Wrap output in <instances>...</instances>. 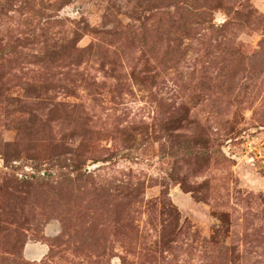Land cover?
<instances>
[{
	"label": "rangeland",
	"instance_id": "rangeland-1",
	"mask_svg": "<svg viewBox=\"0 0 264 264\" xmlns=\"http://www.w3.org/2000/svg\"><path fill=\"white\" fill-rule=\"evenodd\" d=\"M0 264H264V0H0Z\"/></svg>",
	"mask_w": 264,
	"mask_h": 264
}]
</instances>
